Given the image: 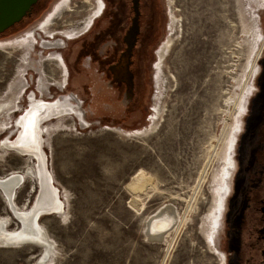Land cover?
<instances>
[{"label": "rangeland", "instance_id": "rangeland-1", "mask_svg": "<svg viewBox=\"0 0 264 264\" xmlns=\"http://www.w3.org/2000/svg\"><path fill=\"white\" fill-rule=\"evenodd\" d=\"M76 2L82 20L90 6ZM158 14L159 29L143 47L138 107L126 116L110 107H91L94 113L82 107L85 125L75 115L45 121L48 169L62 204L65 199L62 215L39 219L53 243L51 264H226L224 207L236 138L264 54V0H159ZM170 34L174 43L162 60ZM65 42L68 47L58 50L68 63L74 39ZM20 46L0 47V100L13 99L0 114V143L22 113L14 112L21 107L13 101L26 98L12 90L14 82L24 76L29 85L31 74L35 80L39 74L25 69L27 50ZM42 66L48 81L59 76L55 62ZM27 163L33 159L9 150L0 159V175ZM37 192V178H26L16 204L32 206ZM161 210H169L175 223L152 241L147 222ZM3 217L9 230L20 225L0 193ZM42 252L34 244L0 246V264H34Z\"/></svg>", "mask_w": 264, "mask_h": 264}, {"label": "flooded vegetation", "instance_id": "flooded-vegetation-1", "mask_svg": "<svg viewBox=\"0 0 264 264\" xmlns=\"http://www.w3.org/2000/svg\"><path fill=\"white\" fill-rule=\"evenodd\" d=\"M76 1L36 0L20 20L0 33L3 38L27 31L0 43H24L20 47L27 50L25 69L33 67L39 73L37 80L31 74L29 85L24 76L14 82L13 90L19 89L18 95L24 92L26 98L25 102L13 101V106L22 109L29 105L28 95L32 92L37 99L67 107L68 114L49 122L75 115L85 125L82 107H90V113H94L91 107H110L116 115L126 116L142 100L139 87L143 47L159 29V0H79L90 6L82 20L77 19ZM135 17L139 32L129 51L127 33ZM67 39H74L75 45L74 59L68 63L63 51L58 50L68 47ZM43 61L58 66L59 76L52 77L53 81L46 78ZM260 68L256 90L245 107L242 129L235 142V169L224 207L226 264H264V54Z\"/></svg>", "mask_w": 264, "mask_h": 264}, {"label": "water", "instance_id": "water-1", "mask_svg": "<svg viewBox=\"0 0 264 264\" xmlns=\"http://www.w3.org/2000/svg\"><path fill=\"white\" fill-rule=\"evenodd\" d=\"M36 0H0V33L3 32L6 28L11 26L14 22L20 20L23 17V14L30 8V6L35 2ZM136 13L138 16V6L136 4L135 6ZM139 32V24H138V17L134 19L133 25L131 26L130 30L127 33V41L129 45V51L132 50V47L135 44L136 36ZM132 76V75H131ZM132 80L131 83H129V86L132 87ZM129 87V88H130ZM32 93V92H31ZM30 93V94H31ZM28 95V99L29 96ZM35 96V93H32ZM56 102V101H55ZM55 102H52L55 103ZM47 104V102L45 103ZM51 104V105H52ZM48 105V104H47ZM37 107H31L30 102L27 107L22 111L20 116L17 118V122L19 121V125L15 129V131L12 132V134H15L13 139L11 138V135H8L10 138L8 139V144L10 150H15L25 156L29 155V153H33V151L37 152V155L39 156V166H40V172L41 175L40 179L38 180V192L35 198V201L32 206H30L28 209L20 210L16 204H15V196L18 188L24 183L25 181V175L22 173H19L15 175L14 183H10L9 179L12 178V174H5L0 175V193L4 197L5 202L8 206V208L11 210L14 217L19 222V226L13 230H8L9 225V219L8 218H1L0 219V246H22L26 244H34L37 246L42 247V242L39 240V231H34L33 234L25 233L27 230V227L25 225V222L23 220L24 214L28 213L31 217L35 218L36 225L39 226V229L41 231L44 230L41 225H39V219L42 215L50 212H56L57 209L53 208L52 205L45 206L42 205L41 199L43 194L47 193H58V188L54 185V181L52 179V174L50 170L48 169V163H47V154L44 150V143H42V138L40 135V129L39 125L43 121L44 118H39V115H44V112L47 110V107L40 108L39 111L36 109ZM39 108V107H38ZM25 118V122L23 123V118ZM46 120V119H45ZM27 122V123H26ZM27 124V128L29 130H34V133L36 134V137L39 138L38 133L40 135L38 148H31L29 145V141L27 139H24L25 137L29 136L26 134V131L24 132L25 125ZM23 124H25L23 126ZM7 138V137H6ZM30 140V139H29ZM2 144V142L0 143ZM29 145L26 147L25 145ZM44 179L46 180V184L48 185L46 190L42 191V185ZM9 181V182H8ZM60 200V199H59ZM32 218V222H33ZM154 230V231H153ZM45 231V230H44ZM164 229L159 230V228H156L155 226V219H152V217L147 222V228H146V234L147 237L152 241H158L162 237H158ZM15 232V233H13ZM157 234V235H154ZM149 236H157V238H151ZM48 253V252H47ZM46 251L43 250L41 255L39 256L38 260L34 264H42L41 262L47 259L48 254Z\"/></svg>", "mask_w": 264, "mask_h": 264}, {"label": "bare ground", "instance_id": "bare-ground-1", "mask_svg": "<svg viewBox=\"0 0 264 264\" xmlns=\"http://www.w3.org/2000/svg\"><path fill=\"white\" fill-rule=\"evenodd\" d=\"M171 30H173V28ZM172 35L170 34V36H168L166 42L162 45L161 52H160V59H162V57L164 56V53L167 50V48L174 43V38H173ZM2 46H4V44L0 43V47H2ZM12 90H13V88H12ZM29 99H30V101H29L30 102V106L31 107H37L36 108L37 111H39L40 108L47 107V110L44 112V115H39V118H44V119H42L43 121L38 126L39 129H40V135H41V138H42V143L45 144L47 142V138L45 139L44 136L46 134L45 132H46L47 127H48V126H45V124H46L45 121H47V123H49L51 118L54 119V118L60 117V116H62L64 114H68L69 111L67 110V107H57L58 104L56 102L52 104V102H49V101H46V100H43V99H37V98L34 97L33 94L30 95ZM12 100H13L12 98H7V99L0 100V114L4 113L5 111L7 112L9 110V108H10L9 105L11 104ZM46 102H47L48 105L45 104ZM18 110H20V109L14 110V112H16ZM21 110L23 111V108ZM25 118L26 117L24 116L23 123L27 119V118L26 119ZM60 119H62V117ZM12 124H13L12 126H14V122H12ZM25 124H23V126ZM18 125H19V121L18 122L16 121V125H15L16 128H17ZM2 129H3V127L0 126V131ZM9 129H10V127H9ZM25 131H26V134H28L29 136L25 137L24 139H27V141H29V145L31 146V148L37 149L38 148V144H39L37 139L39 140V138H40L39 133H38V136H39V138H38V137H36V134L34 133L33 128H32V130H29L27 128V124L25 125V128H24V132ZM142 133H144V131L137 132V134H142ZM9 138L10 137L7 136V138L2 140V144H0V159L3 158L10 150V148L8 147L9 144L7 143ZM29 145L26 144L25 146L28 147ZM27 156L33 159V164L32 163H27L24 166V168H22V170H16V171L9 172L10 174L13 175L12 178L9 179L10 183L11 182L14 183V180H15V177H16L15 175H17L19 173H22V174L25 175V180H26V178H32V179H36L37 178V182H38V180L40 179V176H39V175H41L40 166H39V162H40L39 159L40 158L37 155V152L33 151V153H29V155H27ZM47 163H48V156H47ZM52 179H53V177H52ZM47 186L48 185L46 184V180L44 179L41 190L42 191L46 190ZM62 197L64 199L63 192H62ZM15 198H16V196H15ZM42 198H43V199H41L42 205H45V206L52 205L53 208L57 209L56 212L59 213L58 215H60V214L62 215V209H63V205L65 204V199H64V204H62V202L59 200L60 198H59V194L58 193L55 192V193H50L49 194V193L46 192V195L44 193ZM15 204H16V201H15ZM16 206L20 210L29 208V207H27V205L23 206V208L19 207L17 204H16ZM159 212L160 213H156V215H154L152 217V219H155L156 228H159V230L164 229V231L160 235H158V237L159 236L162 237V235L164 233H166L167 231H169L171 229V227H173V225L175 223V217L169 210H166V211L165 210H161ZM3 218H5V217H3ZM32 218L33 217H31L28 213L24 214L23 220H24L25 225H26L27 230H28L25 233L33 234L34 231H36V232L39 231V233H38L39 237H40L39 240L43 241L42 242L43 250L46 251V253L47 252L48 253L51 252L52 251V247H53V243L49 239V235L46 234L47 231L45 230V228L41 224H39L45 230V231L44 230L41 231L39 229V226L36 225L35 218H33V222H32ZM13 231H17V230H13ZM13 233H15V232H13ZM154 235H157V234H154ZM149 237L157 238V236H149ZM48 260L49 259L47 258L44 261H42L41 263L42 264H51V261L48 262Z\"/></svg>", "mask_w": 264, "mask_h": 264}]
</instances>
